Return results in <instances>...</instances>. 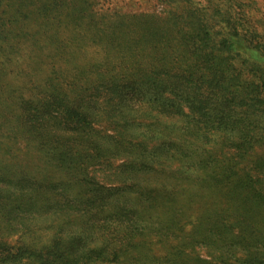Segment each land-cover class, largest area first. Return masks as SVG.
I'll return each instance as SVG.
<instances>
[{
    "label": "rangeland",
    "instance_id": "rangeland-1",
    "mask_svg": "<svg viewBox=\"0 0 264 264\" xmlns=\"http://www.w3.org/2000/svg\"><path fill=\"white\" fill-rule=\"evenodd\" d=\"M227 1L0 2V264H264V144L197 121L179 79L213 5L264 42V0Z\"/></svg>",
    "mask_w": 264,
    "mask_h": 264
},
{
    "label": "trees",
    "instance_id": "trees-1",
    "mask_svg": "<svg viewBox=\"0 0 264 264\" xmlns=\"http://www.w3.org/2000/svg\"><path fill=\"white\" fill-rule=\"evenodd\" d=\"M3 0H0V2ZM8 4L15 0H4ZM228 8L235 9V16L242 21V3L227 1ZM212 18L221 20L223 28L218 33H211L206 26L197 24L189 33L190 53L195 60L185 58L181 61L183 76L179 79L189 87L184 100L190 109L195 110L197 121L210 120L212 125L234 144L241 141L240 146H249L250 142L264 144V42L255 30L236 26L234 21L223 19L218 5ZM7 20L15 24L20 12H13ZM17 17V18H16ZM25 17V16H24ZM225 26V27H224ZM199 74V75H198ZM178 79V83L180 80ZM207 90L219 96L217 101H209L205 95ZM65 95L57 94L47 97L48 108L59 106L68 120L77 119L84 122V117L71 108ZM43 100V99H41ZM231 110L232 115L224 111ZM229 112V111H228ZM235 116L240 118L233 121ZM261 125V133H258ZM70 170H79L72 165ZM83 171V169H80ZM217 234V233H215ZM218 236V234H217ZM214 236V239H217Z\"/></svg>",
    "mask_w": 264,
    "mask_h": 264
}]
</instances>
